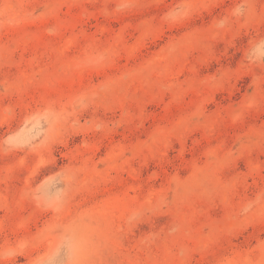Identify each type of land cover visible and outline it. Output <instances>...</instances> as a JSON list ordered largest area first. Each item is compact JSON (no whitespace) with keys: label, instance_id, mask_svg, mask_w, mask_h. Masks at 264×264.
Returning <instances> with one entry per match:
<instances>
[{"label":"rangeland","instance_id":"rangeland-1","mask_svg":"<svg viewBox=\"0 0 264 264\" xmlns=\"http://www.w3.org/2000/svg\"><path fill=\"white\" fill-rule=\"evenodd\" d=\"M0 264H264V0H0Z\"/></svg>","mask_w":264,"mask_h":264}]
</instances>
